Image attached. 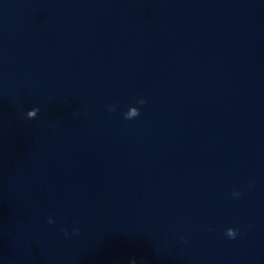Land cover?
Here are the masks:
<instances>
[{"label":"clouds","instance_id":"obj_1","mask_svg":"<svg viewBox=\"0 0 264 264\" xmlns=\"http://www.w3.org/2000/svg\"><path fill=\"white\" fill-rule=\"evenodd\" d=\"M139 103L141 105H143L145 103V101L143 99H141V100H139ZM110 110L111 111H115V106L114 105L113 106H110ZM139 114H140V112H139V109L138 108L137 109H133L131 112L125 114V118L126 119H132L133 117H137ZM29 115L31 116V115H33V113H29ZM233 195L234 196H239L240 193L238 191H234ZM237 234H238V230L237 229L235 231L233 229H228L227 236L229 238L235 239L236 236H237ZM65 235H66V233H65ZM130 264H137L136 259H132L130 261Z\"/></svg>","mask_w":264,"mask_h":264}]
</instances>
